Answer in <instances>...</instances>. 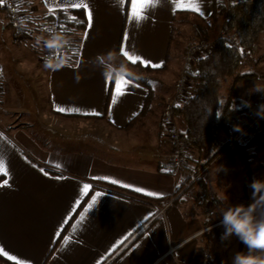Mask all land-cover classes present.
Returning <instances> with one entry per match:
<instances>
[{"label": "crops", "instance_id": "crops-1", "mask_svg": "<svg viewBox=\"0 0 264 264\" xmlns=\"http://www.w3.org/2000/svg\"><path fill=\"white\" fill-rule=\"evenodd\" d=\"M18 2L27 13L25 42L13 39L12 25L5 11L0 12V158L8 169L7 176L0 174V254L17 264H104L143 229L110 264H194L206 249L221 264L231 247L225 249L215 241L221 231L209 236L208 217L198 198L205 188L218 200L216 183L201 174L192 188L198 202L177 197L178 181L187 174L171 171V146L162 122L165 98L177 81L167 84L161 78L176 57L173 24L176 29L178 20L182 26H198L181 47L183 58L187 47L202 38L213 1L195 0L199 11H194L187 6L193 0H161L145 8L144 19L137 24L132 14L138 0H87L92 27L88 28L87 17L85 29L65 32L77 45V53L58 69L45 67L43 42L37 45L36 37L48 36L46 23L71 8L67 0ZM220 29L209 33L216 37ZM122 47L137 61L164 66L168 59L167 70L155 81L160 86L154 87L153 111L130 125L143 107L147 88L127 75L114 78L97 60L114 50L121 62ZM9 56L14 61L7 62ZM252 81L243 83L242 89ZM59 107L80 111L59 112ZM263 131L264 124L256 122L238 136L237 143L243 145ZM190 156L194 159V150ZM113 180L140 195L100 183ZM147 191L157 195H146ZM164 197L168 199L157 201ZM203 206L213 216L215 211L219 215L222 205L209 200Z\"/></svg>", "mask_w": 264, "mask_h": 264}, {"label": "trees", "instance_id": "trees-1", "mask_svg": "<svg viewBox=\"0 0 264 264\" xmlns=\"http://www.w3.org/2000/svg\"><path fill=\"white\" fill-rule=\"evenodd\" d=\"M212 1L213 11L206 20V26L203 28L204 32L201 35L216 30L218 26H221L224 34H219L209 50L196 58L193 71L189 76L187 96L181 105L175 108L174 112L177 123H179L180 137L195 152L194 159H191L190 156V163L193 166L189 164V169L191 168L193 172H202L225 150L236 145L243 164L246 187L248 182L253 180L255 171L263 168L261 159L264 158V156L262 158L258 156L259 151L264 149V131L243 145L237 143L236 140L249 126L243 119V115L247 111L257 110L260 103L258 101L264 97V92L254 90L250 95H244L241 87L248 80L259 82V79H262L264 83V73L257 75L246 64L248 56L250 58L255 56L260 48L259 44L264 33V0H234L231 3L227 0ZM1 11H4V9L0 5ZM59 14L65 22V32L83 30L87 26V16L83 8L61 10ZM72 17H75V20ZM176 30V26L173 24L171 42L174 40ZM64 51L65 57L68 59L77 53V45L70 43ZM263 57L264 55L262 59H264ZM121 62L126 66L128 65V71L134 74L128 77L144 85L148 90L141 111L131 119L128 124L130 125L136 120L143 119L144 115L153 111V102L156 99L153 86L155 78L149 77L148 73L160 74L165 72L168 68V59L165 65L160 68H154L150 65L145 66L140 61L133 63L122 55ZM230 78L231 80L227 81L228 86H226L227 82L225 81ZM255 158H261L258 166H255ZM1 179L2 176L0 175ZM100 183L118 192L133 196L140 195L111 182L100 181ZM191 188L192 186H189L188 189L191 190ZM185 194V192L178 193L177 197L183 196L188 199ZM198 198L201 206L209 200L218 203L216 194H212L205 188H203V192ZM167 199L168 197L158 198L157 201L163 202ZM218 220L209 217L205 222V226ZM219 225L212 227L208 232L209 236L220 231L223 232V228ZM142 231L143 229L137 232L133 238H129L104 264H110L114 261ZM210 255L213 257V264H218V256L214 252H210ZM0 262L17 264L2 254H0Z\"/></svg>", "mask_w": 264, "mask_h": 264}, {"label": "clouds", "instance_id": "clouds-1", "mask_svg": "<svg viewBox=\"0 0 264 264\" xmlns=\"http://www.w3.org/2000/svg\"><path fill=\"white\" fill-rule=\"evenodd\" d=\"M36 42L37 45L43 42L50 52L46 57V68L58 69L66 63L67 58L62 53L66 46L70 45L71 37L65 32L52 29L47 37H36ZM97 60L114 78L134 75L123 62L117 65L119 54L114 50L98 57ZM253 90L264 92V86L255 84ZM250 187L252 196L248 204H230L226 190L218 196L222 205L219 209L221 217L219 226L223 228L220 235L221 245L226 249L233 238L243 245L242 249L235 250L221 264H264V179L252 180Z\"/></svg>", "mask_w": 264, "mask_h": 264}, {"label": "built area", "instance_id": "built-area-1", "mask_svg": "<svg viewBox=\"0 0 264 264\" xmlns=\"http://www.w3.org/2000/svg\"><path fill=\"white\" fill-rule=\"evenodd\" d=\"M227 1L231 3L234 0ZM0 5L4 9L7 19L12 25L13 38L19 41L28 38L27 13L19 4L18 0H0ZM64 27L65 22L59 13L55 14L53 18L46 23L48 34L52 29L65 32ZM219 34H224V30L222 28L220 29ZM212 43L213 41L211 39L199 38L194 40L188 46V50L185 55L184 67L180 70V75L175 84L174 94L168 95L164 104V119L167 125L171 146V171L174 174H178L180 172H185L187 174L186 176H182L178 181L179 186L181 187L180 192L178 193L186 192V197L192 199H196V195L188 188L199 179L202 172L190 171L188 167L190 164V153L193 149L180 137L174 110L177 106L181 105L187 96L189 76L193 71L192 65H194L197 57L209 50ZM43 48V56L46 59L50 52L45 46ZM60 54L61 53H57V55ZM62 54L65 56V51H63ZM262 106H264V99L260 100L259 108L257 110L247 111L243 115V119H245L249 126L256 122L264 124V107ZM205 210H207L209 215L211 214L212 210L209 207L205 208ZM217 224H220V221L209 225L208 228H212ZM209 257H211L210 251L206 249L201 252L194 264H213L212 258Z\"/></svg>", "mask_w": 264, "mask_h": 264}, {"label": "rangeland", "instance_id": "rangeland-1", "mask_svg": "<svg viewBox=\"0 0 264 264\" xmlns=\"http://www.w3.org/2000/svg\"><path fill=\"white\" fill-rule=\"evenodd\" d=\"M191 20L195 21L194 17H191L189 19V21H191ZM8 22H9V20H8ZM177 24L179 25V26H177V29L179 27L180 31L179 32H175L176 34L174 36H176V37H175L174 40H176V41L173 42V44H172V52H173L172 54H173V56H176V57H173L174 59L170 63L169 70L164 75H162V77L160 75L163 72L160 73V74L148 73L149 77L155 78L153 80L154 81L153 86L156 89L159 88L160 83L159 82H155V81H158V79H160V77L162 78V80H165V82L167 84L178 79L177 75L179 77L180 70L182 69V67H184L185 55H186V52L188 50V47H187V49H186V51L184 53V57L181 58V56H180V51L182 49L181 47L183 46V44L185 45L188 42L189 38H187V37H189V35H192L193 31H195V29H197V27H198V26L194 27V25H192V24H189L190 26L188 24H187V26H185V25L182 26L181 25V20H178ZM0 25H2V20L1 19H0ZM189 32H191V33H189ZM219 33H220V30H219ZM219 33L217 35H219ZM214 36H215L214 32H210V33L208 32L206 35L201 36V37L202 38H208V39H211L212 41H214V39L217 37V36L216 37H214ZM14 40L15 41H19V40H16V39H14ZM23 41L25 42L26 40L25 39L21 40V42H23ZM26 44H28V43H26ZM259 45H260V48H259L257 54L255 56H252L251 58L248 57L249 60L246 61L247 66L250 67L251 70L254 73H256L257 75H261V74L264 73V59H262V56L264 55V33L262 34L261 41H260ZM34 55L35 54H33V57H34ZM14 59H15L14 56H9L7 58V62H12V61H14ZM181 60H182V62H181ZM180 62H181V65H180V69L178 70ZM119 63H120V61H119ZM251 63L254 66H250ZM1 65L4 66L2 61H1ZM127 67H128V65H127ZM192 68H194V65H192ZM10 72H11V75H14V76L18 77V74H15L14 70H11ZM229 80H231V78L227 79L225 82H227ZM248 84H250L249 88H245L244 87V89H242L244 95H250L252 90H253V88H254V86H255V84H257L259 86H261L262 84L264 85L262 79H259V82L258 81H255V82L252 81V82H250ZM162 86L164 87L165 84L162 85ZM173 94H174V91L170 95H173ZM166 98H165V101H166ZM162 122H163V125H164V128H165L164 130H165V133L167 135L168 142L170 144L168 130H167V125H166V122H165V119H164V107H163V110H162ZM236 150H237V147H236V145H234L230 150L225 152V154H223L221 156V158L218 161H216V163H213L212 165L208 166L209 168H207L205 172L202 171V176H206L207 177L208 175H210L212 177V181H215V183H216L215 184V191L217 192L218 195L223 194L224 190H226V195L228 196L229 203L233 204V205L241 204V203L246 204L248 202L250 203L251 202V196H252V190H251V187H250V184H251L252 181L248 182V185L245 187V183L246 182H245L244 170L242 169V167L240 165L241 164V159L237 155ZM263 154H264V149L259 151L258 156H260L262 158V156H264ZM261 158H255L256 159L255 166L259 165V163L261 162L260 161ZM261 160H262V165H263L262 167L263 168H259L257 171H255V173L253 175V180L257 179V178L264 179V158L261 159ZM219 167L221 168L220 171H219ZM191 186L193 188L194 183ZM192 188H191V190H192ZM180 189H181V187H180ZM180 189L178 190L179 192H180ZM245 190H246V192H245ZM193 193L196 195L195 191H193ZM188 199L191 200L192 202H198V198H196V199L188 198ZM210 206L212 208L211 204H210ZM201 208L203 210L204 216H207L208 218L209 217H213L214 220H218V219L221 218L219 215L216 214L217 211H215V215L212 216L213 212L209 215L207 210H205V208H208L207 206L206 207L201 206ZM215 210H216V208H215ZM207 219H206V221H207ZM219 221L220 220H218L217 222H219ZM208 226L209 225L205 226V228L209 229L207 231H210L212 228L210 229V228H208ZM207 231H205V232H207ZM212 236H214V235L212 234L211 237ZM214 239H215V241L217 240V242H220V238L217 237V239H216V236H215ZM229 247H231V249L229 250L228 254H226L224 256L222 261L227 259L228 257H230V255L235 250L241 249V247L238 244V241L235 238H233L231 240V243H230ZM207 250H209V249H207ZM0 264H5V263L4 262H0Z\"/></svg>", "mask_w": 264, "mask_h": 264}, {"label": "snow or ice", "instance_id": "snow-or-ice-1", "mask_svg": "<svg viewBox=\"0 0 264 264\" xmlns=\"http://www.w3.org/2000/svg\"><path fill=\"white\" fill-rule=\"evenodd\" d=\"M66 0H60V3H65ZM161 2V0H138V5L134 4L133 6V14H132V19L135 20V22L138 24L142 19H144V16H143V10L145 8H148V7H155L157 4H159ZM67 3H68V6L71 7V8H76V9H80V8H83L87 11V17H88V28H91L92 27V13L91 11L89 10V3L87 2V0H67ZM178 7H183L184 5H177ZM188 7L192 8V10L194 11H199V6L198 4L195 3V0H193L192 3H190L189 5H187ZM50 12L52 11V9L49 10ZM73 20H75V17H72ZM51 30V29H49ZM87 35V33H86ZM125 39H127V34H125ZM121 52L122 54L127 57L129 60H131L133 63H136L137 62V59L134 58V55L133 54H130V52L128 50H125L123 47L121 48ZM140 63L144 64L145 66H151V67H154V68H160L162 67V64H151L150 61H146V60H143L141 59L140 60ZM127 83V82H125ZM123 93H121L122 95ZM113 104L116 103V97L114 96L113 97V101H112ZM57 111L59 112H65V111H75V112H79L80 110L79 109H65L63 107H59L56 109ZM84 114H89V113H84ZM93 115H99V113H91ZM0 174H3L5 176L8 175V169L6 167V162L3 158H0ZM103 179V178H102ZM113 183H116L115 180L112 181ZM4 184H7V180L4 181ZM85 187L87 188V185H85ZM137 192H143L144 190L141 189V188H136L135 189ZM146 195H149V196H155L157 195L156 193L154 192H151V191H147L145 192ZM95 203V201H94ZM89 207H92V205H89ZM87 211V210H86ZM83 218V217H82Z\"/></svg>", "mask_w": 264, "mask_h": 264}]
</instances>
